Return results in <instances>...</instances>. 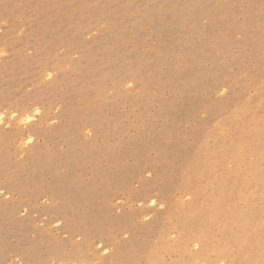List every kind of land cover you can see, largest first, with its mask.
<instances>
[{"label":"rangeland","instance_id":"rangeland-1","mask_svg":"<svg viewBox=\"0 0 264 264\" xmlns=\"http://www.w3.org/2000/svg\"><path fill=\"white\" fill-rule=\"evenodd\" d=\"M0 264H264V0H0Z\"/></svg>","mask_w":264,"mask_h":264}]
</instances>
